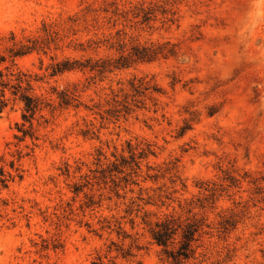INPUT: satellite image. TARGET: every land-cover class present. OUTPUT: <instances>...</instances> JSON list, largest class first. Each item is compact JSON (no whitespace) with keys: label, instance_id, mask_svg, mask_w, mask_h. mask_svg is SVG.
Returning a JSON list of instances; mask_svg holds the SVG:
<instances>
[{"label":"rangeland","instance_id":"1","mask_svg":"<svg viewBox=\"0 0 264 264\" xmlns=\"http://www.w3.org/2000/svg\"><path fill=\"white\" fill-rule=\"evenodd\" d=\"M104 2L151 13L148 25H128L127 43L168 44L177 55L114 73L81 94L85 106L103 111L110 86L128 91L130 81L146 80L159 92L144 108L117 123L84 108L45 110L34 121L35 142L15 139L23 105L6 90L0 264H169L149 225L193 215L205 224L185 264H264V0H0V71L8 74L13 45L45 39L46 27L47 49L15 59L12 70L57 106V93L87 77H50L54 64L81 56L72 46L87 37L73 36L70 21ZM86 130L95 134L84 137ZM148 145L154 154L137 177L104 179L102 170L129 157L128 146L139 153ZM133 243L135 259L112 261Z\"/></svg>","mask_w":264,"mask_h":264},{"label":"trees","instance_id":"2","mask_svg":"<svg viewBox=\"0 0 264 264\" xmlns=\"http://www.w3.org/2000/svg\"><path fill=\"white\" fill-rule=\"evenodd\" d=\"M151 18V13L143 7L126 12L120 9L117 3L104 2L98 8L86 7L81 11L79 17L71 20L73 36L78 33H85L87 37L85 41L77 40L72 46L73 52L79 53L81 56L78 58H65L62 62L54 64L51 67L50 77H57L65 73H80L87 77L83 84L72 83L66 89L57 93V106H54L55 102L51 100L45 101L33 95L31 93L33 91L32 81L29 77L19 71L12 70L15 67V59L47 49L51 40L49 31L46 27L43 28L46 35L45 39L29 40L26 45H13V48L9 50L11 67L7 68L8 74L3 75L0 71V88L2 90L0 94V112H3L8 106V101L5 99L6 90H12V96L23 105L22 125L18 126V132L22 134V137H16L15 139L19 142H23L27 138L32 142L37 141L34 121L36 116L45 110H48L52 115L57 108L61 110L84 108V110L98 116L103 123H117L121 119H126L136 110L144 108L148 95L159 92L155 86L146 80L134 79L130 81L128 91L124 87H120L118 91H115L110 86L108 88L110 100L106 102L107 109L103 111L100 109L101 104L91 108L85 106L81 101V94H85L91 87H96L98 83H103L114 73L128 70L140 63H152L177 55L175 47L169 48L168 44L147 46L138 43H127V34L124 32L128 25H130V28L137 25L145 26L151 22ZM119 26H122L123 29L117 30ZM75 29H81V31ZM113 31H115L114 35L112 34ZM4 62H6V58L0 56V64ZM117 86H121V83H117ZM53 92L55 93V90ZM40 119L43 120L44 124H48L43 116ZM185 130L182 131V135ZM90 134L94 135L95 132L91 130L82 132L84 137ZM128 147L130 149L128 158H116L114 156L116 160L110 163L106 170L101 171L103 174L108 173V177H104V179L109 178L114 185L116 175H123L122 181L125 183L132 180L133 177H137L141 172L142 161L154 154L152 147L149 145L139 153L136 150H131L130 146ZM17 162H19V158ZM98 163H100V160ZM14 165V163H11L12 168ZM0 176L2 177L0 184L3 188H6L3 171L0 172ZM84 187L86 186L82 188ZM81 190L80 187H75L74 193L78 194ZM204 191L211 193V198L215 197L217 192L215 188L210 187H206ZM199 208L204 209L205 207L200 204ZM204 224L205 220H198L196 215L184 221L174 216H167L156 221L153 225L150 224L149 234L152 242L162 249V254L167 263L185 264L195 254V244L199 241L198 237L204 228ZM111 246L113 247L114 243ZM134 250H140L135 243L127 250L117 248L115 250L117 256L112 261L121 259L131 262L136 258ZM111 252L110 250L109 253ZM93 264L103 263L101 259H98V262ZM114 264L116 263L114 262Z\"/></svg>","mask_w":264,"mask_h":264}]
</instances>
